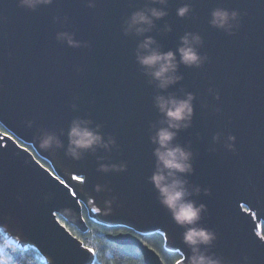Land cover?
I'll return each mask as SVG.
<instances>
[{
	"label": "water",
	"instance_id": "95a60500",
	"mask_svg": "<svg viewBox=\"0 0 264 264\" xmlns=\"http://www.w3.org/2000/svg\"><path fill=\"white\" fill-rule=\"evenodd\" d=\"M145 3L52 0L31 10L19 0H0V124L7 130L0 131V232L14 246L35 250L44 264H96L98 254L59 219L85 234L84 208L91 221L129 230L106 238L136 247L145 264H165L139 237L149 234H161L164 249L188 264L185 229L148 182L154 169L150 125L160 119L152 100L156 90L135 61L138 38L124 36L121 28ZM185 3L192 11L180 18L176 9ZM217 7L239 13L234 34L209 24ZM167 11L148 35L167 51L185 32L199 33V51L208 57L200 68L181 65L183 79L168 89L195 95L192 126L176 142L194 153L188 180L202 191L192 199L207 206L200 226L216 234L208 251L224 264H264V0H168ZM58 32L74 34L81 46L57 41ZM76 117L99 124L116 147L75 161L64 149L40 146L41 130H48L63 132L66 148ZM98 156L103 163H126L127 170L100 172ZM98 185L104 190L98 192Z\"/></svg>",
	"mask_w": 264,
	"mask_h": 264
},
{
	"label": "clouds",
	"instance_id": "9594fccd",
	"mask_svg": "<svg viewBox=\"0 0 264 264\" xmlns=\"http://www.w3.org/2000/svg\"><path fill=\"white\" fill-rule=\"evenodd\" d=\"M51 3L52 0H19L20 7L31 10L42 4ZM92 4L93 0H89V6ZM167 5L168 0H146L143 7L124 18L121 26L124 36L138 38L134 52L135 61L147 78V83L156 90L152 100L160 119L150 125L149 140L154 145L152 150L154 169L148 177V182L155 189L160 205L168 210L178 226L185 229L183 240L190 250L188 264H224L221 257L208 251L216 240V234L199 224L202 215L207 212V206L203 203L197 204L192 199L202 191L200 185L192 184L188 180L195 171L194 153L189 146L176 142L180 131L192 126L195 95L191 92L178 95L168 91L183 79L179 72L181 65L187 68H200L208 57L201 55L199 51L203 46V39L199 33L185 32L179 38L176 49L167 51H163L160 43L152 35H148L156 26L155 22L168 15ZM191 11V6L185 3L176 9V15L183 18ZM209 24L232 35L233 30L239 26V13L222 7L214 8L210 13ZM163 30L171 32L172 28L165 24ZM141 37L143 39H139ZM56 39L66 42L70 47L81 46V42L69 32H58ZM212 91L209 89L210 93ZM216 97L218 99L219 95ZM72 107L76 110L77 106L73 104ZM61 135L64 133L58 135L56 132L41 130L40 146L46 150L64 149L65 155L75 161L81 160L85 153L95 154L97 150L109 152L116 147V140L111 136L105 138L101 126L94 124L90 119L80 117L72 119L67 130L66 148L60 139ZM219 139L217 134L213 137V142L216 143ZM227 141H234V137L229 136ZM225 147L233 150L234 144L226 142ZM104 159L103 156L97 157L99 165L97 170L100 172L127 170L126 163H103ZM96 190L99 192L104 189L98 185ZM203 191L205 195L210 192L206 188ZM64 214L71 216L72 210L66 208ZM125 259L128 264H141V260L134 257L129 256Z\"/></svg>",
	"mask_w": 264,
	"mask_h": 264
},
{
	"label": "trees",
	"instance_id": "16d2710c",
	"mask_svg": "<svg viewBox=\"0 0 264 264\" xmlns=\"http://www.w3.org/2000/svg\"><path fill=\"white\" fill-rule=\"evenodd\" d=\"M0 131L7 132L6 128H3L1 124ZM22 145L34 152L31 146ZM40 161L46 167L50 168L45 160L40 159ZM84 217L89 225V230L85 234L80 232L75 226L73 227L65 222L61 217H59V219L66 224L67 228L73 233V235H76L85 245L95 250V253L98 254L96 264H128L125 258L129 256L141 260V264H145L141 251L136 247L116 244L106 238L107 233L117 234L128 230L120 227L112 228L103 226L97 222L91 221L88 218L87 210L85 208ZM262 234L264 235V225L262 227ZM139 237L145 242V244L156 250L162 260H164L165 264H176V261L180 259L178 253L164 249V239L161 234H149V236L139 235ZM0 251L3 252V255H0V260H4L6 264H44L35 250L20 249L17 246H14L1 232Z\"/></svg>",
	"mask_w": 264,
	"mask_h": 264
},
{
	"label": "snow or ice",
	"instance_id": "6c2138e0",
	"mask_svg": "<svg viewBox=\"0 0 264 264\" xmlns=\"http://www.w3.org/2000/svg\"><path fill=\"white\" fill-rule=\"evenodd\" d=\"M75 178L78 179V180H82V179H83V178L80 177V176H77V177H75ZM60 183L63 184L64 181L61 180ZM92 211L95 212V211H97V209L93 208ZM85 247L87 248V251H88L89 253H93V254H95V250H94L93 248L88 247L87 245H85ZM0 255H3V252H2V251H0ZM0 264H6V262H5L4 260H0ZM176 264H181V261H180V260H177V261H176Z\"/></svg>",
	"mask_w": 264,
	"mask_h": 264
},
{
	"label": "flooded vegetation",
	"instance_id": "af4514ba",
	"mask_svg": "<svg viewBox=\"0 0 264 264\" xmlns=\"http://www.w3.org/2000/svg\"><path fill=\"white\" fill-rule=\"evenodd\" d=\"M129 231V230H128ZM128 231H125V232H128ZM122 232H124V231H122Z\"/></svg>",
	"mask_w": 264,
	"mask_h": 264
}]
</instances>
